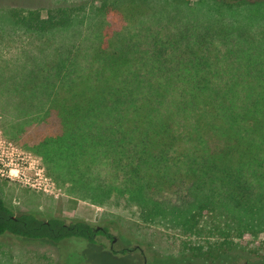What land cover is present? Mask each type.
I'll list each match as a JSON object with an SVG mask.
<instances>
[{"label": "trees", "instance_id": "trees-1", "mask_svg": "<svg viewBox=\"0 0 264 264\" xmlns=\"http://www.w3.org/2000/svg\"><path fill=\"white\" fill-rule=\"evenodd\" d=\"M9 13L36 38L74 30L80 40L57 45L38 71L47 96L23 122L32 127L22 143L58 186L183 232L188 264L220 262L245 236L264 235V0H94ZM101 228L15 213L0 198V239L62 248V264L87 259L67 244L116 254L98 243L114 239Z\"/></svg>", "mask_w": 264, "mask_h": 264}, {"label": "rangeland", "instance_id": "rangeland-1", "mask_svg": "<svg viewBox=\"0 0 264 264\" xmlns=\"http://www.w3.org/2000/svg\"><path fill=\"white\" fill-rule=\"evenodd\" d=\"M93 1L0 0V198L15 213L28 211L42 219H80L94 227H107L115 243L102 236L98 243L116 253L111 258L101 253L100 246L96 247L98 252L85 244L66 245L67 252L77 250L78 258L82 253L87 257L82 264H188L180 260L186 238L183 232L149 226L122 210L98 207L71 196L47 173L39 156L22 143L24 133L32 127L23 123L27 120L24 117L38 113L39 109L31 105L35 98L44 101L47 96L36 86L38 71L50 66L57 45L79 44L80 40H74V30L36 38L16 27L9 11L42 9L44 13L54 6H89ZM240 244V252L213 264H264V235L245 236ZM124 249L128 252L123 260H117ZM62 251L49 243L1 238L0 264H62Z\"/></svg>", "mask_w": 264, "mask_h": 264}, {"label": "flooded vegetation", "instance_id": "flooded-vegetation-1", "mask_svg": "<svg viewBox=\"0 0 264 264\" xmlns=\"http://www.w3.org/2000/svg\"><path fill=\"white\" fill-rule=\"evenodd\" d=\"M98 230H102L103 228H97ZM115 243V239H113L112 241H111V244H114Z\"/></svg>", "mask_w": 264, "mask_h": 264}, {"label": "water", "instance_id": "water-1", "mask_svg": "<svg viewBox=\"0 0 264 264\" xmlns=\"http://www.w3.org/2000/svg\"><path fill=\"white\" fill-rule=\"evenodd\" d=\"M97 228H100V227H97Z\"/></svg>", "mask_w": 264, "mask_h": 264}]
</instances>
